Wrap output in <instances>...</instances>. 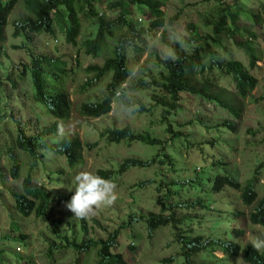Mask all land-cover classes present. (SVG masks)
I'll use <instances>...</instances> for the list:
<instances>
[{
	"label": "rangeland",
	"instance_id": "374dc122",
	"mask_svg": "<svg viewBox=\"0 0 264 264\" xmlns=\"http://www.w3.org/2000/svg\"><path fill=\"white\" fill-rule=\"evenodd\" d=\"M231 2L232 0H227ZM242 3L249 8H256V2L253 0H243ZM215 0H169L163 10L166 14L167 23L158 32L151 34L147 39L145 50L137 53L128 51L127 67L130 75L121 88L115 94V100L111 111L101 117L91 118L81 114L80 108L85 103L100 102L106 95V86L111 80L112 73L108 72L100 81L85 88V83L93 78V74L87 73L86 68L92 65L102 66L109 57L107 48L98 57L85 53V49L80 46L86 39L93 38L97 32V23L84 22L79 45L73 47L63 41L64 45L59 44L58 52L55 51V44L59 40H48L40 37L29 44L31 48H37L39 53H47L53 57L61 56L70 69V78L65 82L64 91L69 95L71 101V112L67 120H59V129L57 133L44 140L49 144L59 143L63 139L77 140L81 145V154L83 162L75 168H70L65 155L57 152L45 156L42 162L35 168L37 180L41 183L49 184L48 188L52 190V199H54L50 210L45 217H38L36 214L28 216L22 215L16 210L15 202L11 196L12 191L22 190V181L27 174L25 170L21 171L18 179L13 178L10 173L9 162L10 155L6 151L7 144L0 138V263L1 264H24V260L31 261L32 264H95V252L88 256L78 255L73 249H53L50 254L48 251L52 243H62L57 235H66L69 239L76 238L80 242L85 234L94 239H106L109 233L118 228L121 223L129 220L130 216H147L153 212L156 215L161 214L159 206H156V193L154 185L140 187L141 182L159 181L163 178L164 189L171 187V182L177 179L199 178L203 181L209 176L215 175V170H200L196 168V163L202 161V152L193 150L186 151L184 146L188 143L198 144L213 140L214 136L208 128L221 124L225 120H230L235 124L234 131H227L221 139L216 140L213 151L216 158L225 161V166L219 169L234 175L239 182L244 183L252 177L255 169L260 162L264 161V36L263 28H257V39L254 42V48L258 55L256 67L251 72L256 76L258 84L252 91L250 97L242 100L243 112L241 118H234L227 111L204 100L191 97V101L184 104L186 110L179 114L173 121V130L182 131L184 136L176 139L172 133L165 132L166 124H161L162 113L165 108L157 102L163 100L160 95V88L154 84L158 80L160 66L157 65L158 58L174 57V52L170 45L179 43L180 48L184 47L183 39L187 36V27L190 24L199 25L202 15L210 12L214 7ZM106 6V5H105ZM103 5L100 11H105ZM103 9V10H102ZM133 14L130 17L131 22L138 26L146 28L149 21L141 14L137 7H133ZM21 8L15 7L9 17V25L5 29L6 41L0 54V76L5 77L7 71L12 65L20 64V61L26 60L24 49H17L25 43L22 37L13 35V21L20 14ZM109 19L115 18L116 13L106 11ZM173 25L168 23L169 19L178 16ZM113 45V40L108 41ZM219 55L228 58V54L219 52ZM236 59L243 60L249 67L247 55L237 50L234 53ZM24 83H20L18 88L12 90L10 85L6 84V94L1 96L0 105L7 109L2 125L6 130L14 129V121L21 120L22 125H27L33 132H40L54 124V120L45 114H42L40 107L33 103L34 88L30 78ZM221 84L231 87L233 84L227 79L222 78ZM147 85L146 88L140 86L135 89V84ZM7 85L9 87H7ZM231 85V86H230ZM132 87V88H130ZM19 96V99L16 96ZM124 100L133 101L132 106L124 103ZM6 104V106H5ZM141 105L147 110H141ZM149 110V111H148ZM192 120L191 124H186ZM1 123V120H0ZM0 124V126H2ZM207 126V128H206ZM130 127L135 134H150L158 137L161 141L167 142L170 147L160 150L159 147L148 146L142 142L121 141L120 143L110 142L108 140V130L123 129ZM37 130V131H36ZM1 136V135H0ZM233 146V148L230 147ZM162 155L170 154L177 159L176 167L179 169V175L170 171L166 164H155L150 168H131L124 173H117L122 163L126 159L135 158L148 160L156 152ZM18 152H16L17 154ZM18 158L26 161L27 157L17 154ZM191 161L193 163H191ZM43 163V164H42ZM45 167V168H44ZM200 170L197 174L195 171ZM99 169L111 170L117 173L110 180L115 185L116 200L110 206H101L94 209L86 218H77L66 208V203L74 195L76 181L75 175L80 171H89L97 174ZM59 174L53 176L54 182H48V173ZM63 175V178L61 177ZM209 175V176H208ZM60 179V181H58ZM47 181V182H46ZM40 183V184H41ZM259 196H264V173L260 178L258 185ZM180 190V197H170L165 201L166 205H173L182 201H195L199 196L198 192ZM240 191L233 187H226L218 194L211 197L206 196V201H215L209 206L214 210H198L189 213L183 209L178 212L179 217H186L185 228L192 227L191 236H196L204 232L217 233L220 228L215 229L213 222L223 211H232L234 208L239 211V222L237 228L244 231L241 241L243 244L256 245L264 241V226L253 224L249 215L254 210V206L246 205L240 197ZM203 197V194H201ZM217 210V212H216ZM165 216L168 211H165ZM12 221L18 225V230L11 227ZM83 221L87 227V233L82 228ZM133 222L128 229H122L118 237V245L121 247L122 254L128 264H162L163 259L174 257L171 264H182L180 244L175 241V232L171 226L161 227L153 234H149L146 229V223ZM234 224V223H233ZM232 224V225H233ZM234 225V226H235ZM213 228V229H212ZM204 234L205 236L208 235ZM8 235L10 239H2ZM14 237L16 239H14ZM135 242L136 251L130 249V245ZM264 251V245L258 248ZM218 259L225 255L222 251L214 252ZM201 261L200 258H195ZM224 260V259H223ZM226 264H247L240 256H236L229 261H223Z\"/></svg>",
	"mask_w": 264,
	"mask_h": 264
},
{
	"label": "trees",
	"instance_id": "16d2710c",
	"mask_svg": "<svg viewBox=\"0 0 264 264\" xmlns=\"http://www.w3.org/2000/svg\"><path fill=\"white\" fill-rule=\"evenodd\" d=\"M169 0H0V54L6 41L5 29L9 25V17L15 7H20L21 12L13 21V35L22 37L25 43L16 47L17 49L26 48V60L20 61L17 65H12L7 71L5 77L0 76V98L6 94V84L10 85L12 90L18 88L20 83H25L27 78L34 88L33 103L40 107L42 114L54 120V124L40 132H33L27 125H22L21 120L14 121L15 127L12 131L6 130L2 123L7 109L0 105V138L6 142V151L10 155L9 168L13 178L18 179L21 171H27L22 181L21 191H12L11 196L15 202L16 210L22 215L28 216L36 214L38 217H45L54 202L52 199V190L48 188L49 184L41 183L37 180L35 168L38 167L45 156L51 152H57L65 155L70 168H75L83 162L81 154V145L77 140L63 139L59 143L49 144L44 140L52 134L57 133L59 129V120H67L71 112V101L69 95L64 91L65 82L70 78V69L63 57H53L47 53H39L37 48L33 49L29 44L40 37L48 40H59L55 44V51L58 52V45H64L63 41L76 47L79 45V37L84 22L97 23V32L93 38L86 39L80 46L85 49V53L95 57L100 56L107 48L109 57L106 58L102 66L92 65L85 70L93 74V78L85 83V88L100 81L108 72L112 73L111 80L106 86V95L100 102L85 103L81 106L82 115L91 118H97L108 114L112 109L115 94L118 90H124L122 85L130 75L127 67V53L134 51L140 53L145 50L147 39L153 33L160 31L167 23L166 14L163 6H166ZM211 1V0H209ZM243 0H215V5L210 12L203 14L199 25L190 24L187 27V36L183 39L184 47L180 48L179 43L170 45L174 52V57L158 58L157 65L160 66L158 80L154 84L160 88V95L163 100H157L165 110L162 113L161 124H166L165 132L172 133L179 139L183 135L182 131L173 130V121L179 114L186 110L184 104L190 102L194 97L212 103L215 106L227 111L234 118H241L243 112L242 100L250 97L252 91L256 88L258 80L251 72L256 67L258 55L254 48V42L257 39V28L264 27V0H254L256 8H247ZM251 1V0H249ZM253 1V0H252ZM105 6V11H100L99 7ZM141 12L149 21L146 28L138 26L131 22L130 17L133 14V7ZM103 10V9H102ZM106 11L116 13L117 16L109 19ZM179 15L169 19L168 23L173 25ZM264 36V30L262 31ZM113 40L110 45L108 41ZM243 51L249 61L247 67L243 60L236 59L235 51ZM219 52L228 54V58L219 55ZM227 78L232 84L231 87L221 84L222 78ZM7 85V87H9ZM147 85L135 84V89ZM231 86V85H230ZM132 88V87H130ZM19 99V96H16ZM128 106L134 104L133 101L124 100ZM6 106V104H5ZM141 110H147L141 105ZM149 111V110H148ZM190 120L186 124H191ZM207 128V126H206ZM214 139L203 141L198 144L188 143L184 146L186 151L195 150L202 152V161L196 163V168L200 170H215V175L206 178L203 181L196 177L190 179H177L171 182V187L164 189L163 178L159 181L141 182L140 187L154 185L156 193V206L160 207L161 214L156 215L151 212L147 216H130L129 220L123 222L109 233L106 239H94L86 234L78 242L76 238L69 239L66 235H57L64 244L52 243L49 253L53 249H73L77 254L88 256L95 252V264H128L124 258L121 247L118 245V237L122 229H128L133 222L146 223V229L151 235L161 227L171 226L175 232V241L180 244L182 264H226L223 261H229L236 256H240L247 264H264V251H259L253 244H243L241 241L244 231L236 227L240 216L237 209L232 211H223L224 216H217L213 222L215 229L220 228L217 233L204 232L196 236H191L193 228H185L186 217H179L178 212L183 209L189 213L198 210L213 211L210 208L211 203L215 201H206V196L211 197L224 190L226 187H233L240 191V197L246 203L253 207L249 219L253 224L264 226V196H259V182L264 173V161L260 162L255 169L252 177L244 183L234 178V175L225 170H218L225 166V161L216 158L213 146L216 140L221 139L227 131H234L235 124L230 120H225L221 124H216L210 128ZM37 131V130H36ZM110 142L120 143L121 141L142 142L148 146L163 148L170 147L167 142L161 141L158 137L150 134H135L130 127L123 129H111L107 131ZM233 148L232 145H230ZM17 154L27 157L26 161L18 158ZM165 159L159 154H154L151 159L142 160L130 158L121 164L117 173H124L131 168L147 169L155 164H166L179 175V169L176 167L177 159L170 154H164ZM191 163H193L191 161ZM43 164V163H42ZM41 165V164H40ZM45 168V167H44ZM195 171L197 174L200 170ZM55 173H48V182H54ZM114 173L111 170L99 169L98 176L113 180ZM63 178V175L61 176ZM60 181V179H58ZM47 182V181H46ZM41 183V184H40ZM199 193L195 201H182L171 205H166L170 197H180V190L186 192ZM203 194V197L202 195ZM168 211V215H163ZM217 212V210H216ZM234 223V224H233ZM82 228L87 233L85 222ZM233 224V225H232ZM235 225V226H234ZM13 230H18V225L12 221ZM213 229V228H212ZM205 236L204 234H207ZM2 239H10L8 235ZM14 239H16L14 237ZM129 247L136 251L137 246L132 242ZM220 250L224 257L217 259L215 251ZM195 258H200L201 261ZM224 259V260H223ZM175 258L170 257L162 260V264H171ZM1 264V263H0ZM24 264H32L29 260H24Z\"/></svg>",
	"mask_w": 264,
	"mask_h": 264
},
{
	"label": "clouds",
	"instance_id": "9594fccd",
	"mask_svg": "<svg viewBox=\"0 0 264 264\" xmlns=\"http://www.w3.org/2000/svg\"><path fill=\"white\" fill-rule=\"evenodd\" d=\"M76 187L74 195L66 203V208L77 218H86L94 209L110 206L116 200L115 185L89 171H80L75 177ZM264 245V241L258 242L255 247Z\"/></svg>",
	"mask_w": 264,
	"mask_h": 264
}]
</instances>
